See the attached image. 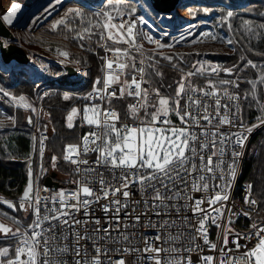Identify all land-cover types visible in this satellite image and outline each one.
<instances>
[{
    "label": "snow or ice",
    "instance_id": "obj_1",
    "mask_svg": "<svg viewBox=\"0 0 264 264\" xmlns=\"http://www.w3.org/2000/svg\"><path fill=\"white\" fill-rule=\"evenodd\" d=\"M61 2L62 0H51L52 7L47 8L45 14H50L55 10V5ZM125 3L126 0H105L108 7L100 13V22L92 25L91 21H87L77 33L79 39L83 40L85 33L89 34V37L95 34L93 33L95 27L99 29V40L102 42L111 41L113 44L123 42L137 50L142 48L138 42L140 40L146 39L149 43L157 44L150 34L143 33L137 28L138 24L148 23L145 18L128 19L129 15L135 14L136 9L125 11ZM19 10V5L13 4L11 9L0 17V21L12 24ZM70 13L75 17L83 15L79 10L71 9L65 15L68 16ZM232 17L233 13L227 12L222 18V23H228ZM57 23L64 24V20ZM56 27L57 25L54 24L53 28ZM244 27L246 31H253L249 21L244 22ZM259 27L264 29V25ZM65 28L69 26L65 25ZM203 35L212 40L217 39L211 33ZM221 42L228 45L233 43L232 40L223 39ZM101 46L105 48L106 53H111V56L102 58L105 59L106 78H98L94 82L93 91L84 99L110 100L116 95L117 89L112 88L110 92L108 89L119 82L121 75H127L129 79L125 80L120 93L123 95L126 88L127 95L136 98V103L129 104L128 109L131 118L138 123L131 125L123 123L117 126L120 117L113 109L101 108L99 105L84 107L81 120L92 130L81 137L79 144L67 145L63 152V159L74 165L73 172L80 176V179L74 181L76 188L59 190L51 197H41L40 192L47 189H34L30 181L21 198L20 207L25 208L26 205L30 208L34 219L23 232L20 228L13 231L0 224V232L5 236L11 234L17 242L11 253L8 247L0 248V264H62L56 257L69 251L72 253L74 264H130L124 258L113 260L110 256L111 251L125 256L133 253H152L146 257L150 264H192L190 257L181 256L180 253L199 249L197 240H202L210 250L217 251L224 257L218 261V264H264V226L253 222L251 235H237L233 238L232 243L236 251L245 249L236 257L227 254L231 251L227 247L229 244L227 235L223 236V247H220L209 241L206 227L209 222L221 227L219 221L224 216L225 207L228 212H232L231 207L226 205L231 188L229 177L235 176L234 165L242 153L233 149L228 159L226 145L244 147L248 134L264 124V104H261L262 115L257 117L256 124L246 127L240 120L239 128L243 129L242 131H221L223 126L235 127L237 124L242 97L237 93H229L227 86L239 88V78L209 79L204 87H197L192 83L191 78L206 75L207 70L203 66L194 65V71L184 73L177 82L174 96H162L157 89L158 100L156 104H152L148 99L147 90L142 89V83L147 82L144 61H141L139 67L134 63L130 66L128 63L130 49L112 47L107 43H102ZM3 47L7 45L0 43V48ZM158 47L163 48L165 45L158 44ZM62 54L67 56V53ZM132 59L134 60V57ZM165 59L171 61L172 57ZM246 66L261 71L259 80L248 82L251 87L243 97V99L252 97L256 100L257 86H264V68H260L252 60H247ZM148 67L153 68L157 76L162 75L153 64H149ZM125 69L129 71L125 73ZM220 71L219 68L211 69V73L216 75ZM223 71L229 76L234 74L233 69ZM0 96L15 100L2 88H0ZM64 99H70L69 95L65 94ZM182 100L185 102L183 106H181ZM23 101L24 97H19V102ZM256 102L260 104L259 100ZM23 106L30 107L27 104ZM149 108H155V111L150 112ZM141 109L144 110L143 116L140 115ZM32 111L35 112L36 109L32 108ZM170 111L179 117L184 127L172 125V121L166 118ZM78 115L80 113L76 108L67 115L69 128L73 127V120ZM9 119L14 123L13 117ZM32 122V118L29 117V123ZM46 139V136L39 139L40 155H43ZM89 153L97 154L94 161L90 162L87 158ZM56 159V157L52 158L53 164ZM29 174L31 175V169ZM215 181L220 183H214ZM132 185H138L145 193L143 200L145 211L134 216L135 223L141 222L142 217L149 214L148 210L156 217L169 215L172 210H175L177 215H180L181 210L185 213L191 211L192 216L185 214L181 221L185 229L192 230L187 238L189 247H163V245L175 244L184 238L183 231L176 235L169 231L176 226V221L165 219H161L153 227L167 232L166 237L161 232L155 237H145L143 248L107 247L109 244H120L122 241L131 244L129 236L120 229L135 227V223L126 222L138 211L137 208H131L129 211ZM251 188L252 186L249 185L246 189L247 210L242 213L249 218L252 212L257 211L258 205V202L251 198ZM190 191L205 195L200 199H194L189 194ZM102 200L107 202L101 204ZM188 201H191V204ZM132 203L140 205L141 201L135 200ZM205 203L208 205L207 208L202 207ZM93 205H99L104 213L106 227L102 225L101 219L90 218L92 216L90 209ZM8 206L15 207L11 203ZM81 210L84 218H79L77 215ZM227 223H232L231 216L227 217ZM58 227L62 232H67V235H62L60 239L69 241L62 247L56 243L55 230ZM112 230L120 231V236L113 237ZM228 231L230 232L231 229L229 228ZM241 239H255L256 243L248 247L239 243ZM84 241L92 242L93 254H89L88 247L82 243ZM158 241H162V244L157 243ZM162 252L165 254L164 257L161 256ZM217 259L212 255L200 257L202 264H216Z\"/></svg>",
    "mask_w": 264,
    "mask_h": 264
},
{
    "label": "trees",
    "instance_id": "obj_2",
    "mask_svg": "<svg viewBox=\"0 0 264 264\" xmlns=\"http://www.w3.org/2000/svg\"><path fill=\"white\" fill-rule=\"evenodd\" d=\"M69 0H62L65 3ZM133 4V2H126ZM193 7L197 8L198 14H204L209 11L211 15L217 8L228 7L236 11L230 19L232 28L226 29L232 31V38L235 45V52L232 55H212L206 57L208 61L215 64L222 63L224 69L233 68V75L229 76L225 71L218 75L206 74L192 77V83L197 87H204L209 79L236 80L239 78V88L227 86L237 92L242 102V118L247 124L257 123V117L261 116V104H264V86H257L255 96L260 104L253 100L252 97L243 99L246 91L250 89L249 81L259 80L261 71L246 66L247 60H252L260 68H264V29L259 26L264 25V0H226V1H205L203 3L193 2ZM245 3V6H241ZM94 18L91 12L84 11L81 17L72 16L65 25L55 30L46 32L52 40L56 41L70 56L72 61L77 62L79 69L82 71V77L72 80L68 77L65 68H61V75L55 79L45 78L41 81H33L23 70L18 71L17 81H13L10 75L0 69V88L14 96L22 95L32 105L28 110L14 107L7 100L2 101L0 105L5 113L14 118L9 122L0 124V198L4 197L18 202L20 194L27 181V172L30 161L33 158V168L35 169V157L33 156V138L39 130L47 127V171L45 177L56 171L57 174L73 177L72 166L63 159V152L67 145L75 143L78 139V129L67 126V115L71 109L79 102L76 93H84L90 90L94 82L100 78L102 73L103 52L99 44V29L93 27V35L85 34V39L80 40L77 33L83 28L89 19ZM216 20V17L212 15ZM95 19V18H94ZM249 21L253 31L245 30L244 22ZM99 23V22H98ZM224 27L227 24L224 23ZM152 59L150 64L162 75L157 76L153 68H146V83L144 90L148 92V99L152 104H156L158 97L156 90L162 96H174L177 82L181 80L188 68L192 69L195 63L196 55L172 53L160 55L157 53L149 54ZM138 57V54H131L129 65L131 66L132 58ZM165 57H172L171 61ZM84 71V72H83ZM129 71V69H128ZM224 74V75H223ZM128 77V76H127ZM56 89L48 96H42L44 87ZM224 87V86H222ZM69 95L70 99L65 100L64 95ZM107 107L117 108L121 112L122 118L131 117L129 114V98L112 99L106 102ZM183 106V100L181 101ZM32 108L36 111L33 112ZM148 111L154 112L155 108H149ZM144 110H142L143 116ZM28 114L31 115L33 126H29L27 121ZM168 117H173L179 121V117L174 112ZM167 117V118H168ZM147 119V118H145ZM16 146V147H13ZM12 151H11V149ZM28 149L30 156L25 158L22 152ZM14 152H17L15 154ZM56 157L55 164L52 158ZM242 179L252 184L254 195L259 201V215L264 216V127L259 129L252 138L244 164ZM65 183V180H61ZM20 207H18L19 210ZM9 212L15 217H20V212L13 213L0 204V217L2 212ZM22 218V217H20ZM29 223V218L25 220L19 228L23 229ZM16 240L9 236L7 238L0 236V248L8 247L10 253L16 246Z\"/></svg>",
    "mask_w": 264,
    "mask_h": 264
},
{
    "label": "rangeland",
    "instance_id": "obj_3",
    "mask_svg": "<svg viewBox=\"0 0 264 264\" xmlns=\"http://www.w3.org/2000/svg\"><path fill=\"white\" fill-rule=\"evenodd\" d=\"M130 1L133 2V4L125 3L124 10L128 11L129 9H136L135 14L132 16L143 17L148 21L147 24H139L138 30L150 34L152 38L157 41V44L149 43L146 39L138 41L142 45V48L139 50L134 48L133 50L140 51L141 54L146 53V55H148L151 53H157L165 55L172 53L174 55H196L195 66H203L207 70L206 74H214L211 73L212 68L221 69L219 72L221 73L223 71L221 67H224V65L219 62L213 64L208 61L206 57L224 54L232 55L235 52L234 42L231 45L221 42L222 39L233 41L231 36L232 31L230 32L229 30H226L232 28V23L229 20L228 23H225L227 24V27H224L222 18L226 16L227 12H232L233 15L237 13L236 11L225 7L226 5L222 4L223 7L217 8L214 11L216 12V14H212L216 17V20H214L209 11L206 10L204 14H198L197 8H194L192 5L194 4L193 2L203 3L209 0H188L180 9L176 10L169 16L155 14L151 9L150 0H126V2ZM13 4L19 5L20 10L17 12L16 18L13 20L12 24H5L14 32L16 38L15 44L24 48L30 58L29 64L25 67L23 66V68L20 67L19 69V67H17L18 65L15 66L13 75L18 77L17 70H23L33 81H41L45 78L55 79L60 76L62 72L61 68L55 69L56 67L60 66L63 69L72 63L77 64V62L72 61L69 54L61 48L56 41L47 36L48 34L46 33L50 32L48 30H55L62 25H66L67 21L70 20L65 15L68 10H75L73 6L78 5L79 7H82L83 11L91 12L95 19L91 18L89 20L92 25H94L96 21L100 22V13L105 11L108 7L105 4V0H69L65 3L61 2L59 5H55L54 11H51L50 14H45V10L52 7L51 0H0V17L9 11ZM245 5V3L241 4L242 7ZM37 17H39V19H36ZM62 19L64 20V24H58L57 22ZM54 24L57 25L55 29L53 28ZM205 33H211L212 35H215L217 39L212 40L205 37L203 35ZM119 44L127 46V44L123 42H120ZM158 44H163L165 47L160 48L158 47ZM62 53H67V56ZM235 67L236 66L231 67V69ZM188 71H194V67L192 69L188 68L187 72ZM80 77L82 76H79V78ZM222 79L228 80L226 78ZM77 94L79 93H76L75 96ZM18 96L21 97L22 95ZM23 102L32 107L25 97ZM170 113H172V111L168 113V116ZM167 119L171 120L172 125L175 127H184V125L181 124L180 119L179 121L173 117H168ZM262 127H264V124L260 125L258 128L261 129ZM14 153L17 154V152ZM22 156L25 158L29 157V150H24ZM1 215L2 217H0V221L12 225L13 231L19 228V225L29 218L28 211L27 214L21 216L22 218H15L14 215L7 211L2 212ZM20 230L21 232L23 231L22 228ZM0 236L7 238L11 236V234L5 236L0 232Z\"/></svg>",
    "mask_w": 264,
    "mask_h": 264
},
{
    "label": "built area",
    "instance_id": "obj_4",
    "mask_svg": "<svg viewBox=\"0 0 264 264\" xmlns=\"http://www.w3.org/2000/svg\"><path fill=\"white\" fill-rule=\"evenodd\" d=\"M70 4V3H69ZM68 4V5H69ZM75 8V10H79L82 14H83V9L82 7H79L78 5L73 6ZM73 15L70 13L67 18H71ZM81 17V16H80ZM136 16H132L129 15L128 19H135ZM90 21V20H89ZM98 24V22L96 21V23L94 25ZM137 28L139 29V24L137 25ZM82 29V28H81ZM80 29V30H81ZM79 30V31H80ZM86 34V33H85ZM84 34V35H85ZM85 39V38H84ZM102 43H107L112 47H119L122 49H130V56L131 54H138V57H135L134 60L131 61V65L134 63L137 67L140 66L141 61H144V66L145 68H147V66L150 64V60L152 59V57L148 54L146 55V53H140V51L137 50H133L134 48H131L129 45L124 46L122 44H113L111 41H104L99 44V46L102 49L103 52V58H105L106 56H111V53H106L105 52V48L101 46ZM129 56V57H130ZM149 57H151V59H149ZM128 63H129V58H128ZM115 67V65H114ZM128 72V69H125V73ZM10 74V73H9ZM79 74L80 76H82V71L81 69H79ZM137 76H139V74H136ZM100 78H106L105 76V59H103L102 62V73ZM129 79V77H127V75H121L119 77V82L114 83L111 88L108 89V91L110 92L112 88L117 89L116 95L111 97L110 100L112 99H122L123 97L127 96L129 98V104L131 103H136V98L134 97H130L127 95V89L126 92L124 90V94L121 95L120 93V89L123 87L124 85V81ZM94 87V85H93ZM93 87L84 92V93H79L77 94V101L79 102L78 104L75 105L74 108H76L78 110V112L80 113V115H78L76 118H74L73 120V127L78 129V139L75 143L71 144V145H75V144H79L80 143V139L81 137H83L85 135V133H88L89 131H91L92 129L90 128V126L87 125L86 122H83L81 120V115L83 114L82 110L84 109V107L86 105H99L101 108H106V102L109 100H105V101H100L98 99H91V100H87L84 99V97L88 96L89 93H91L93 91ZM97 87H99V85H97ZM142 89H144V83H142ZM53 91H56V89L50 88V87H44L42 96H48L50 95ZM229 93H237L231 89L228 90ZM238 94V93H237ZM223 102H227V101H223ZM185 102L183 101V104ZM107 108H111L113 109L118 116L120 117V120L117 121V126H120L123 123H127V124H135L138 123V121H134L131 117L128 118H122L121 117V112L119 109L117 108H112V107H107ZM241 108H242V102L240 101L239 103V118L237 120V124L235 127H229V126H223L221 131H227V132H237L238 130L242 131L243 129L239 128V123L240 120L243 121L244 125L246 127H250L252 125H247L245 123V121L242 118V113H241ZM72 110V109H71ZM142 110H140V115L142 116ZM168 117V115H167ZM166 117V118H167ZM162 119L164 117H161ZM206 123V122H205ZM259 130L258 127L254 128L252 130V132L250 134H248V138L245 141V145L243 148H239L236 145H226V158L230 159V154L232 152L233 149L239 151L242 153V155L237 159L234 167L236 169V174L234 177H229L230 181H231V188L229 189V200L226 202L227 206H230L232 209V212H228L227 207H225L224 211V216L221 217V220L219 221V223L221 224V227H217L214 224H211L210 222L206 224L207 230H208V237H209V241L212 243H216L218 246L223 247L222 244V239L223 236L226 234L227 238L229 240V244H228V249H231L230 252H228L227 254L229 256H239L240 252H243L245 249L241 248L238 251L235 250L234 244L232 243L233 238L236 237L237 235L243 236V235H251L253 229H252V224L253 222H257L258 224L264 226V217L259 215V209H260V205H259V201L256 198V196L254 195L253 189L251 188V198H254L257 202V211H254L251 213V218L244 216L242 213L244 211L247 210V205L245 204V198L247 195L246 189L248 188L249 185L252 186V184L249 181H245L242 179V175H243V169H244V164H245V160H246V155H247V151L250 145V142L252 140V138L254 137V135L257 133V131ZM197 131H199L197 129ZM48 129L47 127H45L42 130H39L37 135H35V147H34V156H35V171H34V179H35V189H47V191H41L40 195L41 197H51L53 196L55 193H57L59 190H73L76 188V184L74 183L75 180L80 179V176L77 175L76 173L73 172V168L75 167L74 165L69 164L72 166V175L73 177L71 178L69 175H62V174H57L56 178H54L55 181H57L58 183L61 184L60 187H58L57 189H53L52 187L46 186L45 185V173L47 171V139H48ZM42 136H46L47 139L44 140V149H43V155H40V148H39V139ZM96 153H89L88 155V159L91 161H94L96 159ZM100 171H103V169H100ZM50 175V174H49ZM105 175H108V173H105ZM61 180H65V183H62ZM214 183H220V181H215ZM131 193L132 195L129 197V203H130V208L129 211L131 210V208H137L138 211L133 213L131 217H129V219L126 221L129 224L135 223L134 221V216L135 215H140L141 212L145 211L144 205H143V200L145 198V193H143L138 185H132L131 186ZM194 199H200L202 197H204V193L201 192H195V191H190L189 193ZM135 200H140L141 204L140 205H136L135 203H132ZM107 201L102 200L100 203H106ZM189 204H191V201H188ZM202 207L207 208L208 205L205 203L204 205H202ZM28 211V216H29V223L28 225H30L34 219L33 217V212L30 208L26 209V213L27 214ZM90 212L92 213V216L90 218H95V219H101V223L102 225H104L105 227L107 226V224L105 223L103 217H104V213L100 210L99 205H93L92 208L90 209ZM149 214L145 215L142 217L141 222L139 223H135V227L134 228H121L120 231L124 232L125 234H127L129 236V240L131 241V244H129L127 241H122L120 244H109L107 245V247H109L110 249H115L117 247H139V248H143L144 247V238L145 237H155V235L158 232H161L163 236H167V232H163L161 229L157 228V227H153V225L158 224L160 222L161 219H165V220H175L176 221V226L169 229V231L173 234L176 235L178 232L183 231L184 233V238H182L179 242H176L175 244H167V245H163V247H189L188 243H187V238L189 236V232L192 231L191 229H185L184 225L181 223L183 216L186 214L189 217L192 216V213L190 210H188L186 213L184 210H181L180 215H177L175 210H172L170 212L169 215L166 216H162V217H156L155 215L151 214V211L148 210ZM234 213H241L240 215H233ZM79 218H84V213L83 210H81V212L79 214H77ZM231 216L232 217V223L228 224L227 223V217ZM121 218H124V213H121ZM24 223V222H22ZM21 223V225H22ZM20 225V226H21ZM27 225V226H28ZM27 226L23 227V231L27 228ZM47 225H45L46 227ZM231 229V231L229 232L228 229ZM22 231V232H23ZM120 231H116V230H112V236L113 237H119L120 236ZM55 235L57 237V241L56 243L59 246H64L65 244H68L69 241H65L63 239H60V237L62 235H67V232H62L61 229L58 227L55 230ZM69 240H71V237H69ZM84 243L88 249H89V254H93V248H92V242L91 241H84L82 242ZM157 243H161L162 241H158ZM196 243H198L200 245L199 249H196L193 252H181L180 255L181 256H185V257H190L192 264H202L200 257L204 256V255H212L213 257L218 258L216 261V264H218V261L220 259H224V257L220 256V254L217 251H212L209 249V247L207 245H204L202 240H197ZM240 244L242 245H247L248 247H251L253 244L256 243L255 239H250V240H243L241 239L239 241ZM200 249H203V251H201ZM152 255V253H133L131 255H123L121 253L115 252V251H111L110 252V256L113 260L119 259V258H124L127 261L130 262V264H150V262H148L146 260L147 256ZM161 256L164 257L165 254L162 252ZM137 257H139V260H137ZM58 262H62V264H74V260L72 258V253L71 251H69V253H66L64 255H58L56 257Z\"/></svg>",
    "mask_w": 264,
    "mask_h": 264
},
{
    "label": "water",
    "instance_id": "obj_5",
    "mask_svg": "<svg viewBox=\"0 0 264 264\" xmlns=\"http://www.w3.org/2000/svg\"><path fill=\"white\" fill-rule=\"evenodd\" d=\"M188 0H150L151 9L152 11L157 15H172L176 10L180 9L183 4ZM209 1H217V0H209ZM16 38L14 36V32L2 21H0V43H4L7 45V47L0 48V57L3 63L10 65L13 64L14 66L25 67L30 62V58L28 56L27 51L22 48L21 46L15 44ZM66 71L68 74V77L72 80H77L79 78V70L76 66L67 65ZM15 70V68H14ZM19 71V70H17ZM29 117H31L30 114H28L27 121L29 122ZM29 126H33V122L29 123ZM35 147V141H33V152ZM33 158L29 163L28 166V172H27V181L26 184L20 194V198L18 202H15L13 200L1 197L0 198V204L6 208L9 211H12L13 213L18 212V207H20V201L21 198L26 191L30 181L33 183V188L35 189V179H34V168H33ZM31 169V175L29 174V170ZM57 172L54 170L51 172L50 175H48L45 178V185L52 187L53 189H57L61 186L60 183L54 180L56 178ZM15 205V207H9V204ZM0 224L5 225L6 227H9L13 230V226L5 223L3 221H0ZM2 235H4L1 232Z\"/></svg>",
    "mask_w": 264,
    "mask_h": 264
},
{
    "label": "crops",
    "instance_id": "obj_6",
    "mask_svg": "<svg viewBox=\"0 0 264 264\" xmlns=\"http://www.w3.org/2000/svg\"><path fill=\"white\" fill-rule=\"evenodd\" d=\"M70 65H72V66H76L77 67V69L79 70V67H78V65L76 64V63H72V64H70ZM14 65L13 64H10V65H7V64H5V63H3V61L1 60V57H0V69H2V70H4V71H6L9 75H10V77H11V79L13 80V81H17L16 79L18 78V77H16V76H14L13 74H14ZM16 78V79H15ZM10 96L11 97H14L15 98V100H10L8 97H2V96H0V103L2 102V101H5V100H7L8 102H10L14 107H17V108H21V109H24V110H28L29 109V107H24L23 105L24 104H26V103H24V102H19V97L20 96H13L12 94H10ZM28 105V104H27ZM3 113V114H2ZM9 117L10 116H8L6 113H5V111H4V109L2 108V106L0 105V124H3V123H6V122H9L11 119H9Z\"/></svg>",
    "mask_w": 264,
    "mask_h": 264
},
{
    "label": "flooded vegetation",
    "instance_id": "obj_7",
    "mask_svg": "<svg viewBox=\"0 0 264 264\" xmlns=\"http://www.w3.org/2000/svg\"><path fill=\"white\" fill-rule=\"evenodd\" d=\"M26 209H27V206L26 205H25V208H21V207L19 208L18 212H20L21 216H23L26 213ZM15 218H18V217H15Z\"/></svg>",
    "mask_w": 264,
    "mask_h": 264
},
{
    "label": "bare ground",
    "instance_id": "obj_8",
    "mask_svg": "<svg viewBox=\"0 0 264 264\" xmlns=\"http://www.w3.org/2000/svg\"><path fill=\"white\" fill-rule=\"evenodd\" d=\"M20 1V0H19ZM59 7V6H58Z\"/></svg>",
    "mask_w": 264,
    "mask_h": 264
}]
</instances>
